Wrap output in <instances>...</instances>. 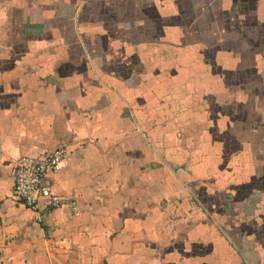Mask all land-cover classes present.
<instances>
[{
  "label": "crops",
  "instance_id": "obj_1",
  "mask_svg": "<svg viewBox=\"0 0 264 264\" xmlns=\"http://www.w3.org/2000/svg\"><path fill=\"white\" fill-rule=\"evenodd\" d=\"M0 264H264V0H0Z\"/></svg>",
  "mask_w": 264,
  "mask_h": 264
},
{
  "label": "built area",
  "instance_id": "obj_2",
  "mask_svg": "<svg viewBox=\"0 0 264 264\" xmlns=\"http://www.w3.org/2000/svg\"><path fill=\"white\" fill-rule=\"evenodd\" d=\"M68 155L66 147H59L48 154L19 160L12 170L15 204L33 212L36 219L61 208L64 200L54 193L47 177L63 173Z\"/></svg>",
  "mask_w": 264,
  "mask_h": 264
}]
</instances>
